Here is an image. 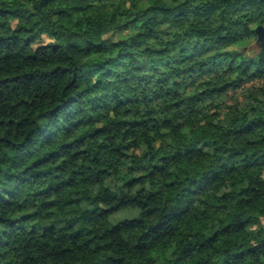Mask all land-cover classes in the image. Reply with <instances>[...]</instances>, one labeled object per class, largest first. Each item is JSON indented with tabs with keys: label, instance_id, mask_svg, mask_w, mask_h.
<instances>
[{
	"label": "trees",
	"instance_id": "obj_1",
	"mask_svg": "<svg viewBox=\"0 0 264 264\" xmlns=\"http://www.w3.org/2000/svg\"><path fill=\"white\" fill-rule=\"evenodd\" d=\"M29 3L0 0V264H264V238L244 231L264 223V111L231 118L264 87L226 102L264 79V0L164 8L183 23L155 38L105 0ZM241 32L249 54L231 49ZM170 100L215 108L220 135L158 146L173 125L139 105L163 116ZM100 110L117 118L93 128ZM201 142L211 154H191Z\"/></svg>",
	"mask_w": 264,
	"mask_h": 264
},
{
	"label": "clouds",
	"instance_id": "obj_2",
	"mask_svg": "<svg viewBox=\"0 0 264 264\" xmlns=\"http://www.w3.org/2000/svg\"><path fill=\"white\" fill-rule=\"evenodd\" d=\"M199 2L200 0H188V3H185V0H105V4L109 9L110 16L114 15L118 18H123L125 22L129 18L135 19L136 17H139V19L137 20V34L148 35L152 36L153 38L158 36L160 33L171 30L174 26L183 23L181 17L172 19L171 16L168 13L162 11V9H175L178 4H184L185 7L188 8L189 4ZM7 3L9 5H12L13 0H7ZM88 3L92 4L96 8L103 7V5L99 3V0H88ZM19 4L27 9H31L33 7L32 3H29V0H19ZM75 6L76 5L72 3L64 5V7L68 8L69 10ZM87 6L88 5L86 4L85 7ZM82 15L83 14H76L74 19H81ZM87 15L92 16L94 15V13H88ZM254 26L255 24H253V27ZM186 31H188L187 25H185V27L179 31V34L183 35ZM245 36L246 33L241 32L239 37H237L239 42L235 45L236 50L242 51L244 48L248 47L247 42L243 39ZM143 43L144 46L147 47L150 46L151 41H144ZM139 51H143V49L141 48ZM117 54L118 53H112L111 55L114 57ZM239 80V73H232L229 77L223 78V83L231 84L233 87H236L239 83ZM233 81H236L237 84H233ZM199 91H203V89H200ZM194 94L198 95V92ZM250 96L251 99L249 100L246 109H241L238 112L234 111L231 113V118L233 120L243 119L245 112L249 109H259L261 111H264V92L254 91L250 94ZM184 99L186 101L187 98L184 97ZM161 103H165L166 107L168 108V111L163 116L160 115V108L157 104H153L150 108H145L143 104L139 105L142 116L145 111L152 112L153 109H156L155 115L152 117V119L159 121L160 123L168 121L173 125L170 127L159 128V132L162 134L163 138L158 139V146L163 145L164 147H167L168 144L172 143L176 145H193L196 144V141L201 134H209L215 136L220 135V133H218L214 127H210V125H219L221 121L225 119L224 116L216 118L213 115V113L216 112L215 108L208 109L206 112H203L201 114L199 113V110L201 108H206V104L196 105L198 114L191 115L190 113H192L193 108L192 106L188 105L187 102L175 108L171 106L172 104L177 103V101L175 100H170L167 102L162 101ZM208 103H211V101H208ZM112 107H115V102L112 103ZM128 110L136 111L137 109L130 106L126 107L121 110V116L123 115V111ZM93 115H97L104 120V124L94 125L93 128L104 127L109 121L117 118L115 113H113L111 110H100L96 113H93ZM248 118L252 119L254 117L250 116ZM124 119L135 120L140 119V117L127 116L124 117ZM201 125H203V127H201ZM173 127L175 128V132L173 131ZM148 136L149 138L156 137L157 133L155 131H149ZM197 149H201L203 152L209 154H211L212 152L211 149L203 148L202 142L200 144H197L196 147L191 148V154H194ZM145 151H147L146 146ZM138 175L140 174H134V178ZM261 178L264 179V173H262ZM146 186L147 185H145V187ZM139 187L140 186L137 185V190L139 189ZM244 231L247 233H257L258 238H264V223H262L259 227H246ZM253 244H255V241H253Z\"/></svg>",
	"mask_w": 264,
	"mask_h": 264
},
{
	"label": "rangeland",
	"instance_id": "obj_3",
	"mask_svg": "<svg viewBox=\"0 0 264 264\" xmlns=\"http://www.w3.org/2000/svg\"><path fill=\"white\" fill-rule=\"evenodd\" d=\"M255 44H256V39H252V40H249L248 47L244 48L242 51L236 50L235 49V46H232L231 49L236 50L239 53L249 54L250 53V49ZM260 86L264 87V79L259 80V81H255V82L247 83L242 88L237 89L236 92L230 91L228 93L226 102L227 103H231L235 99H239L240 101H242L243 94L245 93V91L247 89H251V88H254V87H260ZM130 216L131 215L129 213H127V212H119V213H117V214L114 215V220L115 221H118V220H121V219H123L125 217H130Z\"/></svg>",
	"mask_w": 264,
	"mask_h": 264
},
{
	"label": "water",
	"instance_id": "obj_4",
	"mask_svg": "<svg viewBox=\"0 0 264 264\" xmlns=\"http://www.w3.org/2000/svg\"><path fill=\"white\" fill-rule=\"evenodd\" d=\"M255 32L258 35V42H263L264 41V27L256 28Z\"/></svg>",
	"mask_w": 264,
	"mask_h": 264
}]
</instances>
